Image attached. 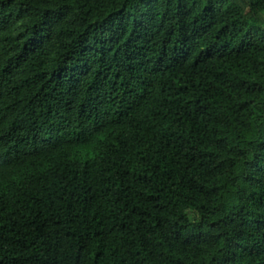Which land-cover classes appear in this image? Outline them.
Segmentation results:
<instances>
[{
	"label": "trees",
	"instance_id": "trees-1",
	"mask_svg": "<svg viewBox=\"0 0 264 264\" xmlns=\"http://www.w3.org/2000/svg\"><path fill=\"white\" fill-rule=\"evenodd\" d=\"M0 264H264V0H0Z\"/></svg>",
	"mask_w": 264,
	"mask_h": 264
}]
</instances>
